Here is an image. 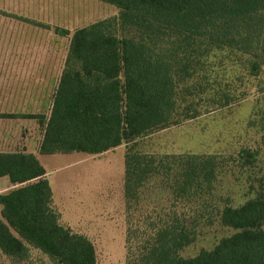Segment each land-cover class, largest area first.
Listing matches in <instances>:
<instances>
[{
    "label": "trees",
    "instance_id": "16d2710c",
    "mask_svg": "<svg viewBox=\"0 0 264 264\" xmlns=\"http://www.w3.org/2000/svg\"><path fill=\"white\" fill-rule=\"evenodd\" d=\"M97 1L115 7L118 16L72 34L46 123L28 117L44 129L39 154L96 156L126 147L125 264H264V176L257 178L264 168L262 90L247 122L260 138L255 146L228 155L140 148L156 132L243 97L216 79L214 64L234 63L242 81L261 74L264 0ZM234 168L246 175L252 196L237 207H217L215 185ZM45 175L32 154L0 153V178L15 187L0 194V254L11 264H29L31 249L53 264H96L93 244L60 224ZM151 185L157 194L167 192L170 206L143 211ZM202 219L234 233L210 251L180 257Z\"/></svg>",
    "mask_w": 264,
    "mask_h": 264
},
{
    "label": "rangeland",
    "instance_id": "374dc122",
    "mask_svg": "<svg viewBox=\"0 0 264 264\" xmlns=\"http://www.w3.org/2000/svg\"><path fill=\"white\" fill-rule=\"evenodd\" d=\"M117 16L118 10L115 7L97 0H0V38L4 34L8 38L11 29L26 24L32 33L38 31L37 37L43 35L41 43L46 36L47 45L52 48L57 46L65 60L70 38L76 30ZM31 18L41 22L35 23ZM9 22L13 25L8 26ZM52 34H56V37ZM55 38L57 43L54 42ZM225 64L226 68H217L216 62L213 75L216 74L218 80L228 81L237 96L242 94L243 97L226 108L202 114L197 119L171 126L142 139V151L154 154L228 155L260 142L259 136L247 129V122L258 105L256 102L260 97H257V90L264 93V69L257 78L242 81L238 79L242 76L239 67L234 63ZM125 149V146H120L96 156L71 153L39 158L48 176L53 205L60 213V224L85 236L93 244L96 264H125ZM257 176H264V168ZM4 180L8 181L7 178H0V187ZM249 184L246 175L241 176L240 171L234 168L233 172L219 178L215 185L213 204L217 207L225 203L232 207L242 205L252 196L248 194ZM254 185L257 186V183ZM153 187L152 192L147 189L144 191L143 211L170 206L164 200L167 192L162 190L157 194ZM4 193L6 191L0 190V194ZM184 206L179 205L178 208ZM195 207L196 204L187 206L192 210ZM198 221L196 240L179 252L182 258L195 257L202 250L210 251L222 238L234 233L216 222L208 226L204 219ZM30 257L29 264H53L36 250H30ZM0 264L11 262L0 254Z\"/></svg>",
    "mask_w": 264,
    "mask_h": 264
},
{
    "label": "crops",
    "instance_id": "0c3cea01",
    "mask_svg": "<svg viewBox=\"0 0 264 264\" xmlns=\"http://www.w3.org/2000/svg\"><path fill=\"white\" fill-rule=\"evenodd\" d=\"M6 1L10 2L2 0ZM10 22L8 26L13 25ZM22 25L11 29L8 38L7 34L0 38V153L32 154L39 161L43 156L39 154V146L44 129L37 119L28 117L42 116L46 123L64 59L57 46L47 45L46 36L41 43L43 35L37 37V30L32 33L29 26ZM57 41L55 38L54 42ZM14 188L4 180L0 190L7 193Z\"/></svg>",
    "mask_w": 264,
    "mask_h": 264
}]
</instances>
